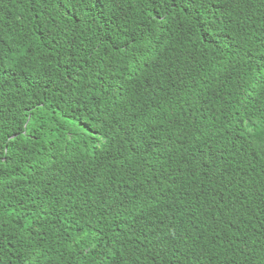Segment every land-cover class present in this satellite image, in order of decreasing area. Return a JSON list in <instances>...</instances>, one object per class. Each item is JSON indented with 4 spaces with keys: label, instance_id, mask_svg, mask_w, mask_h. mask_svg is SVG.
Segmentation results:
<instances>
[{
    "label": "trees",
    "instance_id": "16d2710c",
    "mask_svg": "<svg viewBox=\"0 0 264 264\" xmlns=\"http://www.w3.org/2000/svg\"><path fill=\"white\" fill-rule=\"evenodd\" d=\"M0 264H264V0H0Z\"/></svg>",
    "mask_w": 264,
    "mask_h": 264
}]
</instances>
